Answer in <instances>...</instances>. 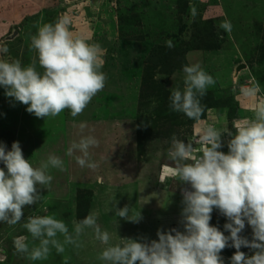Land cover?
<instances>
[{
  "label": "rangeland",
  "instance_id": "374dc122",
  "mask_svg": "<svg viewBox=\"0 0 264 264\" xmlns=\"http://www.w3.org/2000/svg\"><path fill=\"white\" fill-rule=\"evenodd\" d=\"M64 16L74 35L101 45L106 85L76 118L68 110L37 118L0 88V142L10 150L18 141L34 167L52 154L65 165L64 171L50 169L51 186L41 189L37 204L25 207L20 223L0 222V264H102L96 257L104 246L91 230L81 237V248L67 246L63 254L53 249L47 260L17 253L15 238L28 236L31 246L22 227L30 215L54 214L71 230L72 221L93 213L112 243L157 239L158 229L182 231L185 185L171 172V137L194 142L209 124L234 131L235 123L251 116L256 99L241 89L259 83L258 98L264 97V0H0V47L9 49L0 59L27 65L35 55L30 35L39 24ZM225 19L230 33L219 27ZM192 64L216 80L201 98L205 111L199 121L169 107L172 89L183 90V66ZM87 135L99 141L90 149L96 169L81 168L79 152L66 155L73 141ZM114 205L128 206L130 216L140 212L142 219L116 217ZM210 223L223 231L226 218L214 210ZM242 235L251 239V228L246 225ZM234 252L222 251L225 264Z\"/></svg>",
  "mask_w": 264,
  "mask_h": 264
},
{
  "label": "clouds",
  "instance_id": "9594fccd",
  "mask_svg": "<svg viewBox=\"0 0 264 264\" xmlns=\"http://www.w3.org/2000/svg\"><path fill=\"white\" fill-rule=\"evenodd\" d=\"M70 23L64 16L39 24L30 35L29 51L35 55L27 65L19 59H0L4 95L25 105L37 118H54L65 110L76 118L106 85L101 45L74 35ZM219 27L228 33L232 28L227 19ZM8 51L7 46L0 47V52ZM182 70L183 90L172 89L169 107L199 121L205 111L201 98L216 80L199 64L185 65ZM241 93L256 99L251 116L235 123L234 131L209 124L194 142L171 137L168 156L175 163L171 172L185 185L181 190L182 231L158 229L157 239L119 238L118 243H112L93 213L72 221L71 230L54 214L30 215L22 227L31 237V246L28 236L17 237L16 252L31 261L47 260L53 249L63 254L67 246L81 248V237L91 230L104 246L96 257L102 264H225L221 253L228 247L235 249L229 264H264V97L258 98L259 83L242 88ZM84 127L81 123L80 129ZM98 146L94 136H81L70 144L66 155L79 152L76 163L96 169L90 149ZM225 146L227 152L222 150ZM0 164V222L9 226L24 219L25 207L41 200V189L51 186L50 169L65 170L64 161L54 154L34 167L18 141L10 150L0 142ZM114 208L116 217L136 223L142 219L140 212L130 216L128 206ZM214 210L226 218L223 231L210 223ZM246 225L251 228V239L242 235Z\"/></svg>",
  "mask_w": 264,
  "mask_h": 264
}]
</instances>
